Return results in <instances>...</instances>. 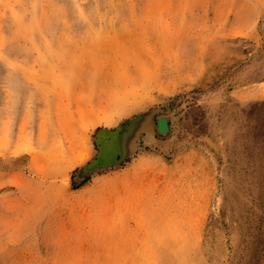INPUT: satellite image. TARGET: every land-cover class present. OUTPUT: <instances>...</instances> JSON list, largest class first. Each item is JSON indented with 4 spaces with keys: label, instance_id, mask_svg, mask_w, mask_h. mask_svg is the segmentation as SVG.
<instances>
[{
    "label": "rangeland",
    "instance_id": "1",
    "mask_svg": "<svg viewBox=\"0 0 264 264\" xmlns=\"http://www.w3.org/2000/svg\"><path fill=\"white\" fill-rule=\"evenodd\" d=\"M0 264H264V0H0Z\"/></svg>",
    "mask_w": 264,
    "mask_h": 264
},
{
    "label": "bare ground",
    "instance_id": "2",
    "mask_svg": "<svg viewBox=\"0 0 264 264\" xmlns=\"http://www.w3.org/2000/svg\"><path fill=\"white\" fill-rule=\"evenodd\" d=\"M77 3V2H76ZM100 5V4H99ZM84 6V5H83ZM78 11V10H77ZM88 21V20H87ZM79 22V21H78ZM108 22V21H107ZM107 29V28H106ZM24 30V29H23ZM112 30V29H111ZM50 38V37H49ZM35 39H36V37H35ZM37 40V39H36ZM8 50V49H7ZM47 53V52H46ZM53 57V56H52ZM51 57V58H52ZM5 61V60H4ZM29 61V60H28ZM68 62V61H67ZM42 63V62H41ZM48 63V62H47ZM27 64V63H26ZM42 64H44V63H42ZM63 72V71H62ZM62 74V73H61ZM64 77V76H63ZM120 110V109H119ZM161 126H162V128H163V132H166V131H164V130H166V129H164V127L166 126V122H161ZM150 130V129H149ZM115 139V140H114ZM123 139L124 138H121V137H114L113 138V140L111 141V142H109V143H105V149H106V151H107V155L108 154H111V152H113L114 150H120V151H122V152H127L128 151V147H127V145L125 144V145H121V143L122 142H124L123 141ZM107 144V145H106ZM84 158V157H83Z\"/></svg>",
    "mask_w": 264,
    "mask_h": 264
},
{
    "label": "water",
    "instance_id": "3",
    "mask_svg": "<svg viewBox=\"0 0 264 264\" xmlns=\"http://www.w3.org/2000/svg\"><path fill=\"white\" fill-rule=\"evenodd\" d=\"M162 121H163V122H166V126L164 127V129H166V130H164V131L168 132V131H169V121H168L167 118H160V119L157 120V128H158V132H159V133H165V132H163V128H162V126H161V122H162ZM115 137H116V134H115ZM105 161H109V163H111L112 161H114V157H112L111 154H108V155H107V152H105V153L103 154V159H101V163H103V162H105Z\"/></svg>",
    "mask_w": 264,
    "mask_h": 264
}]
</instances>
